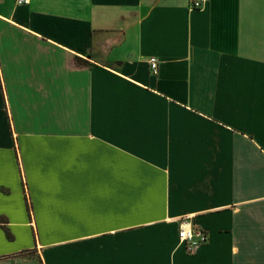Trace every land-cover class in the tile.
Returning <instances> with one entry per match:
<instances>
[{
	"label": "crops",
	"instance_id": "1",
	"mask_svg": "<svg viewBox=\"0 0 264 264\" xmlns=\"http://www.w3.org/2000/svg\"><path fill=\"white\" fill-rule=\"evenodd\" d=\"M188 4L0 0V264H264V0Z\"/></svg>",
	"mask_w": 264,
	"mask_h": 264
},
{
	"label": "built area",
	"instance_id": "2",
	"mask_svg": "<svg viewBox=\"0 0 264 264\" xmlns=\"http://www.w3.org/2000/svg\"><path fill=\"white\" fill-rule=\"evenodd\" d=\"M206 0H189L190 10L200 9ZM16 4H28L29 0H15ZM153 73L157 72V61L155 58L149 60ZM178 238L184 243L187 252H193L198 246L207 241L208 235L202 228L191 224L189 221H182L178 228Z\"/></svg>",
	"mask_w": 264,
	"mask_h": 264
},
{
	"label": "rangeland",
	"instance_id": "3",
	"mask_svg": "<svg viewBox=\"0 0 264 264\" xmlns=\"http://www.w3.org/2000/svg\"><path fill=\"white\" fill-rule=\"evenodd\" d=\"M264 217V216H263Z\"/></svg>",
	"mask_w": 264,
	"mask_h": 264
}]
</instances>
